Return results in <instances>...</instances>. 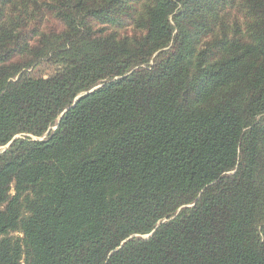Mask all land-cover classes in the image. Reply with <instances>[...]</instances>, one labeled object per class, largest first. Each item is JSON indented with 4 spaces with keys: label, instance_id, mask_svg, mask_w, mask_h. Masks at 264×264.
Listing matches in <instances>:
<instances>
[{
    "label": "trees",
    "instance_id": "16d2710c",
    "mask_svg": "<svg viewBox=\"0 0 264 264\" xmlns=\"http://www.w3.org/2000/svg\"><path fill=\"white\" fill-rule=\"evenodd\" d=\"M0 150V264H264V0H0Z\"/></svg>",
    "mask_w": 264,
    "mask_h": 264
},
{
    "label": "rangeland",
    "instance_id": "374dc122",
    "mask_svg": "<svg viewBox=\"0 0 264 264\" xmlns=\"http://www.w3.org/2000/svg\"><path fill=\"white\" fill-rule=\"evenodd\" d=\"M145 3H142L138 8H139V10H140V13L142 12V7H143V5H144ZM126 6H129V5H126ZM46 14V13H45ZM230 19V18H229ZM122 20H124L125 22H128V19H127V17H124V18H122ZM38 23L39 22H41V23H43V27L45 28V27H48V26H61L62 27V24L60 23V22H57V21H55V20H53L52 18H47L46 19V17H45V19H43L42 17H38ZM230 21H232L231 19H230ZM96 24H98L97 22H95ZM247 21L246 20H242V28H244V29H246V26H247ZM132 25V24H131ZM130 25V26H131ZM133 29H134V27L132 26L131 28H128V29H124V32H126V34H128V35H132L133 34ZM142 32V31H141ZM141 32H140V34H141ZM51 71H52V69L50 68V67H48L47 65H42V66H40L39 68H38V74L39 75H42V76H47V75H49L50 73H51ZM1 151V150H0Z\"/></svg>",
    "mask_w": 264,
    "mask_h": 264
},
{
    "label": "water",
    "instance_id": "95a60500",
    "mask_svg": "<svg viewBox=\"0 0 264 264\" xmlns=\"http://www.w3.org/2000/svg\"><path fill=\"white\" fill-rule=\"evenodd\" d=\"M79 99H80V97L79 98H77V100H76V103L79 101ZM8 147V146H7Z\"/></svg>",
    "mask_w": 264,
    "mask_h": 264
}]
</instances>
